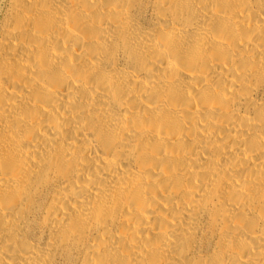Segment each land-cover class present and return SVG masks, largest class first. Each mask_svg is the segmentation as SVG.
Returning a JSON list of instances; mask_svg holds the SVG:
<instances>
[{"label":"bare ground","instance_id":"bare-ground-1","mask_svg":"<svg viewBox=\"0 0 264 264\" xmlns=\"http://www.w3.org/2000/svg\"><path fill=\"white\" fill-rule=\"evenodd\" d=\"M0 264H264V0H0Z\"/></svg>","mask_w":264,"mask_h":264}]
</instances>
